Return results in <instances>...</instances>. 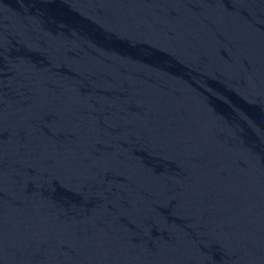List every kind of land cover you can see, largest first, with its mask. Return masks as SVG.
<instances>
[{
    "label": "water",
    "instance_id": "1",
    "mask_svg": "<svg viewBox=\"0 0 264 264\" xmlns=\"http://www.w3.org/2000/svg\"><path fill=\"white\" fill-rule=\"evenodd\" d=\"M0 264H264V0H0Z\"/></svg>",
    "mask_w": 264,
    "mask_h": 264
}]
</instances>
